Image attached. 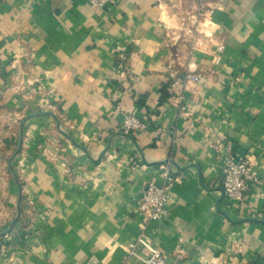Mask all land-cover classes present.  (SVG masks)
Here are the masks:
<instances>
[{
    "label": "crops",
    "instance_id": "0c3cea01",
    "mask_svg": "<svg viewBox=\"0 0 264 264\" xmlns=\"http://www.w3.org/2000/svg\"><path fill=\"white\" fill-rule=\"evenodd\" d=\"M198 5L0 0V264H144L140 238L168 264H264V0H223L191 51ZM129 115L146 129L125 133ZM225 138L256 177L241 202ZM165 173L150 221L140 199Z\"/></svg>",
    "mask_w": 264,
    "mask_h": 264
},
{
    "label": "built area",
    "instance_id": "2783aa9c",
    "mask_svg": "<svg viewBox=\"0 0 264 264\" xmlns=\"http://www.w3.org/2000/svg\"><path fill=\"white\" fill-rule=\"evenodd\" d=\"M107 0H92L94 5L103 6ZM223 0H199V5L195 13L191 14L188 22L184 21L181 30L188 36L190 50H194L199 43L198 36L203 33L202 27L211 23V19ZM205 33V32H204ZM180 38V35L178 36ZM227 48L224 39L220 38L216 44V51L213 57L215 63H219ZM188 78L198 81V66L195 62H189ZM122 129L125 133H136L146 129V123L135 116H126L122 123ZM224 153L223 167V187L225 196L232 202H241L244 200L246 192L249 190L256 177L252 174L251 164L244 157H237L234 154L232 144L225 138L218 146ZM165 183L156 184L150 182L147 184L145 192L140 199L139 211L150 221L162 219L167 215L170 193L169 185L177 180L172 175L164 174ZM140 247H145L146 257L144 264H168L163 251L156 245L138 239L130 245L132 253ZM2 257L4 256L1 255ZM5 258L3 259V261ZM13 264V263H12Z\"/></svg>",
    "mask_w": 264,
    "mask_h": 264
},
{
    "label": "rangeland",
    "instance_id": "374dc122",
    "mask_svg": "<svg viewBox=\"0 0 264 264\" xmlns=\"http://www.w3.org/2000/svg\"><path fill=\"white\" fill-rule=\"evenodd\" d=\"M191 12H189L188 14H190ZM188 19H189V15H186V16H183V18H182V20H181V22H180V27L182 26V23L184 22V21H186V22H188ZM179 34V33H178ZM177 34V35H178ZM180 39L181 40H184V41H188V36L185 34V32L183 31V30H181V28H180ZM189 49H191L190 47H189Z\"/></svg>",
    "mask_w": 264,
    "mask_h": 264
}]
</instances>
